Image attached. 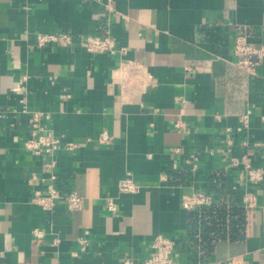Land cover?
<instances>
[{"label":"crops","instance_id":"0c3cea01","mask_svg":"<svg viewBox=\"0 0 264 264\" xmlns=\"http://www.w3.org/2000/svg\"><path fill=\"white\" fill-rule=\"evenodd\" d=\"M107 1L0 0V264H143L158 234L187 253L182 197L202 191L228 157L264 168V59L252 76L233 52L244 33L264 47V0H112V11ZM62 31L71 46H38L37 34ZM108 32L124 53L87 52V36ZM33 111L77 146L56 153L52 173L62 195L83 196L81 210L31 202L52 182L50 157L24 146ZM248 111L250 126L239 131ZM103 131L109 144L99 142ZM194 154L196 172L187 164ZM129 174L136 194L118 190ZM225 174L230 188H243L239 168ZM257 201L247 239L219 243L212 261L264 264V184Z\"/></svg>","mask_w":264,"mask_h":264},{"label":"built area","instance_id":"2783aa9c","mask_svg":"<svg viewBox=\"0 0 264 264\" xmlns=\"http://www.w3.org/2000/svg\"><path fill=\"white\" fill-rule=\"evenodd\" d=\"M105 6L110 9V11L114 10L112 9V0H108ZM84 43L87 52L91 54H116L117 52H125L124 48L118 49L116 38L113 34H111V32H108L105 36H87L84 39ZM37 44L41 48L49 45H57L58 47L67 48L73 44V36L69 31L39 33L37 34ZM233 50L234 55L236 56L235 65L237 68L242 71L244 70V72L249 75L256 76L258 68L264 59V47L256 46L250 42L249 36L244 33L235 37L233 41ZM251 117L252 112L248 111L239 118V131L247 130L249 128ZM29 119L30 131L28 139H26L24 143L25 149L37 155L44 154L50 157L49 161L45 164V168L51 172L50 174L52 176V182L47 184L44 191H37L34 193L31 199L32 204L38 206L44 211L53 212L57 203L64 200L65 207L68 211L74 212L81 210L84 205L83 196H80L76 192H70L67 195H62L55 185L57 175L52 173L54 167L56 166V153L59 151H72L77 146L71 143H64L61 139L54 136L52 132L45 130L41 123L42 115L40 112H31ZM230 130V128H227L228 132H230ZM99 140L101 144H109L112 137L107 131H103L99 136ZM226 144H228L227 146H229V148L235 145L231 137L227 138ZM228 158V168L222 169L221 172L225 173L228 169L234 168L240 169L239 176L245 182L242 188L244 191L242 203L246 209L251 210L256 208L258 202L257 190L264 184V168L253 165L254 163H252L248 156H243L242 158L231 156ZM197 160L198 158L195 154L191 155L190 159L187 160V164L192 167L194 172L198 170L195 163ZM231 189H234V186ZM118 190L120 193L136 194L139 192L140 186L129 174L126 179L119 181ZM182 199V208L188 211H193L197 208H201L202 206H209L214 201L212 195L203 190L195 192L191 195H185ZM107 209L110 212H115L117 210L113 198H108ZM34 235L38 237L40 235V231L34 230ZM78 241L82 248H85L88 245V239L85 237L79 238ZM151 248L152 251L143 264H188L182 260L178 240L171 236H164V234L156 235L153 239ZM124 264L135 263L131 260H126ZM203 264L217 263L209 261ZM228 264L241 263L239 262L238 257H232L229 259Z\"/></svg>","mask_w":264,"mask_h":264},{"label":"trees","instance_id":"16d2710c","mask_svg":"<svg viewBox=\"0 0 264 264\" xmlns=\"http://www.w3.org/2000/svg\"><path fill=\"white\" fill-rule=\"evenodd\" d=\"M227 181L226 174L219 172L210 174L203 184V190L212 195L214 201L190 213L187 253L179 244L184 262L207 263L214 259L219 243L239 244L247 239L250 211L242 203L244 191L229 188Z\"/></svg>","mask_w":264,"mask_h":264}]
</instances>
